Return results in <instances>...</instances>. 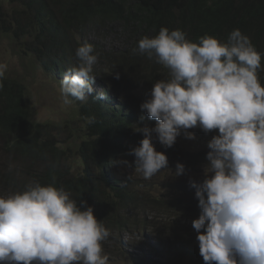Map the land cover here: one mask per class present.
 I'll return each mask as SVG.
<instances>
[{
	"label": "trees",
	"instance_id": "trees-1",
	"mask_svg": "<svg viewBox=\"0 0 264 264\" xmlns=\"http://www.w3.org/2000/svg\"><path fill=\"white\" fill-rule=\"evenodd\" d=\"M161 27L180 29L192 42L205 35L226 42L239 29L264 54V0H0V39L14 55L28 58L60 86L65 70L79 65L75 51L86 41L98 56L91 73L96 77L93 89H101L84 101L73 99L67 119L38 122L28 104L25 83L5 75L0 89V196L23 191L32 181L42 186L54 182L72 199L92 206L109 237L116 232L122 236L139 232L148 227L150 218V227L160 239L178 243L174 253L178 251L180 260L200 259L191 225L201 210L187 184L175 182L165 194H156L154 185L161 171L150 179L135 171L132 180L120 176L119 169L126 165L114 164L111 182L98 173L109 161L129 159L134 164L128 152L143 136L135 130L155 126L140 105L155 82L169 78L170 70L147 55L133 54L132 49L142 37L158 35ZM261 65L258 74L264 87V56ZM90 117H94L91 123ZM189 131L205 146L197 161L207 171V143L217 133L206 134L198 127ZM185 140L182 133L170 148L155 136L153 143L167 155L171 167L194 159L182 147ZM189 241L194 248L187 245ZM121 245L120 254L128 252ZM129 260L138 264L136 259Z\"/></svg>",
	"mask_w": 264,
	"mask_h": 264
},
{
	"label": "clouds",
	"instance_id": "clouds-1",
	"mask_svg": "<svg viewBox=\"0 0 264 264\" xmlns=\"http://www.w3.org/2000/svg\"><path fill=\"white\" fill-rule=\"evenodd\" d=\"M132 52L168 68L169 78L155 82L140 105L156 123L135 130L143 136L128 152L134 164L129 159L109 161L98 173L111 182L114 164H122L144 179L159 171L162 179L169 169H176L179 177L185 165L168 167V157L156 150L154 136L170 148L182 133L194 140L189 129L215 131L207 143V171L202 170L198 180L182 182L195 192L201 210L191 225L197 232L191 235L198 240L196 250L202 264H264V87L258 74L264 54L239 29L226 42L208 35L192 42L184 31L167 27L154 37H142ZM75 55L79 65L66 69L60 80L65 104L84 101L101 90L93 89L96 77L91 73L98 59L94 46L85 41ZM6 70L0 63V89ZM126 145L130 148L131 142ZM109 235L92 206L72 199L54 182L42 186L32 181L23 191L0 196V264H108L102 242ZM187 245L194 248L190 241Z\"/></svg>",
	"mask_w": 264,
	"mask_h": 264
},
{
	"label": "rangeland",
	"instance_id": "rangeland-1",
	"mask_svg": "<svg viewBox=\"0 0 264 264\" xmlns=\"http://www.w3.org/2000/svg\"><path fill=\"white\" fill-rule=\"evenodd\" d=\"M0 63L7 65L5 75L15 76L25 83L28 89L27 101L35 114L36 121L47 122L60 121L62 118L67 119V111L70 108L73 109L74 105H67L63 102L59 84L33 67V63L28 58L14 55L3 39H0ZM62 137L65 138L66 135ZM182 147L187 152L192 153L194 159L185 165V173L181 178L174 175L176 169H169L162 179L155 181L154 188L157 193L168 192L166 188L170 183H188L189 178L195 180L200 178V172L203 168L197 161V156L199 150L205 146L198 141L188 139L185 140ZM119 170H121V177H128L130 174L136 175L135 170L130 172L125 167ZM147 224L148 227L140 239L137 237L141 235L142 230L135 231L131 235H128V232H123V236L122 233L116 232L112 236L113 238L109 237L102 242L104 254L108 257V264H133L129 259H136L138 264H202L201 259H192L191 256L185 260H180L177 253H174L178 243L174 239H158L150 227L153 225L150 218L147 219ZM194 234L197 235L196 230H194ZM187 240L188 238H186ZM132 243L135 244L136 248L131 247ZM120 245L126 247L128 252L120 254ZM160 253H164L165 257L160 256ZM133 255L135 258L132 257Z\"/></svg>",
	"mask_w": 264,
	"mask_h": 264
}]
</instances>
